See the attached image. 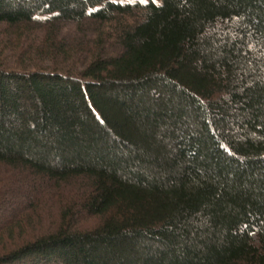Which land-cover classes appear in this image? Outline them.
Listing matches in <instances>:
<instances>
[{
	"label": "trees",
	"instance_id": "16d2710c",
	"mask_svg": "<svg viewBox=\"0 0 264 264\" xmlns=\"http://www.w3.org/2000/svg\"><path fill=\"white\" fill-rule=\"evenodd\" d=\"M0 167V264H264V0H0Z\"/></svg>",
	"mask_w": 264,
	"mask_h": 264
},
{
	"label": "rangeland",
	"instance_id": "374dc122",
	"mask_svg": "<svg viewBox=\"0 0 264 264\" xmlns=\"http://www.w3.org/2000/svg\"><path fill=\"white\" fill-rule=\"evenodd\" d=\"M122 3H130V4H135V3H142V4H147L148 2H155L157 4H160L162 0H114ZM75 28L70 27L69 30L70 32H73ZM11 172L10 169L6 167H0V201L2 200V196H4V190L2 189L3 187L7 186H12L13 179L9 175ZM74 184V183H73ZM73 186H68L69 189H72ZM17 190V189H14ZM54 201V202H53ZM28 206L32 207L31 203H27ZM38 206L39 207V213L35 216V220L39 221L40 223L42 222V226H39L41 229L44 227L48 228L50 225H57L60 222V211L59 207L57 206V201L52 200L51 197H47L46 200H43ZM13 208H10L9 210L11 211ZM13 211H11L12 213ZM2 213V212H1ZM29 214V212H28ZM31 215V212H30ZM40 215V216H39ZM39 217V218H38ZM88 226L90 227L93 226L95 223L93 220L88 222ZM31 231V229L29 230Z\"/></svg>",
	"mask_w": 264,
	"mask_h": 264
}]
</instances>
